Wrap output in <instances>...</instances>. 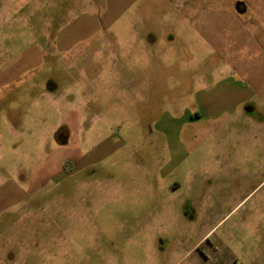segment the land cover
I'll list each match as a JSON object with an SVG mask.
<instances>
[{
	"label": "rangeland",
	"instance_id": "rangeland-1",
	"mask_svg": "<svg viewBox=\"0 0 264 264\" xmlns=\"http://www.w3.org/2000/svg\"><path fill=\"white\" fill-rule=\"evenodd\" d=\"M230 9L0 0V264H264V66L188 118L231 70L242 20L203 25Z\"/></svg>",
	"mask_w": 264,
	"mask_h": 264
},
{
	"label": "crops",
	"instance_id": "crops-1",
	"mask_svg": "<svg viewBox=\"0 0 264 264\" xmlns=\"http://www.w3.org/2000/svg\"><path fill=\"white\" fill-rule=\"evenodd\" d=\"M235 2L236 11L225 10L216 13L215 16L210 17V21L206 20L208 15L214 10H208L205 12V16H207L203 24L204 26L209 24V30L214 35L216 32H219L221 26H227V31L230 33H236L238 31L237 25L239 26V20H242V24L240 25L241 31L240 35H235L234 41H227L225 46V51L227 52L226 61L231 66V70L229 73L223 78L222 80V87L218 88V84L213 85L211 88L205 90V95L209 98H206L199 108L194 113L188 115V118L191 121H214L216 112L218 110L222 111H229V110H236L237 107L241 106L245 103L244 97V87L241 84V81L235 79L232 73L240 74L242 70H244V66H252L258 67L264 66V0H233ZM257 1L258 2V9H251V3ZM220 15L229 16L230 21H224ZM202 18L200 17L199 20ZM251 19H257V22L252 21ZM219 21H222V24H218ZM202 24L203 22L200 21ZM256 24V25H255ZM231 25V26H230ZM226 28V27H225ZM211 33V35H212ZM237 37H240L241 40L238 42ZM38 47L37 44L33 45V47ZM40 50V49H39ZM249 53L255 54L256 58L254 64H251L247 58ZM251 60V59H250ZM258 60V62H257ZM18 67V66H17ZM14 75L17 74L16 71H13ZM4 72H0V76H3ZM96 76V73L94 74ZM44 91L45 94L50 92V95H53L55 91H52L50 85H47V88ZM260 89H258L259 91ZM254 91V90H253ZM256 91V90H255ZM47 94V95H49ZM210 94V95H209ZM212 95V96H211ZM8 125L17 126L19 122L18 117L15 119L6 120Z\"/></svg>",
	"mask_w": 264,
	"mask_h": 264
},
{
	"label": "flooded vegetation",
	"instance_id": "flooded-vegetation-1",
	"mask_svg": "<svg viewBox=\"0 0 264 264\" xmlns=\"http://www.w3.org/2000/svg\"><path fill=\"white\" fill-rule=\"evenodd\" d=\"M39 245V244H38ZM41 245H43V244H41ZM41 245H39V246H41ZM41 248V247H40Z\"/></svg>",
	"mask_w": 264,
	"mask_h": 264
}]
</instances>
